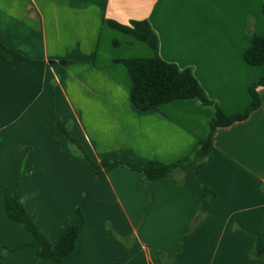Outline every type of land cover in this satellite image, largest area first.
I'll return each mask as SVG.
<instances>
[{"label": "crops", "instance_id": "obj_1", "mask_svg": "<svg viewBox=\"0 0 264 264\" xmlns=\"http://www.w3.org/2000/svg\"><path fill=\"white\" fill-rule=\"evenodd\" d=\"M264 0H0V40L21 57L0 58V185L15 191L56 242L84 217L64 264H264V85L259 105L215 129L199 168L153 180L123 166L94 171L75 155L56 122L91 157L144 165L189 156L209 134L216 105L244 112L264 63L244 59L253 33L264 36ZM146 19L158 54L191 68L206 96L140 109L119 60L150 47L108 25ZM213 195L199 199L197 179ZM32 241L8 218L0 191V246ZM0 264H53L34 246L0 253Z\"/></svg>", "mask_w": 264, "mask_h": 264}, {"label": "trees", "instance_id": "obj_2", "mask_svg": "<svg viewBox=\"0 0 264 264\" xmlns=\"http://www.w3.org/2000/svg\"><path fill=\"white\" fill-rule=\"evenodd\" d=\"M264 14V4L262 7ZM109 26L130 34L136 39L145 42L151 49L149 57L122 58L119 61L127 69L131 81L130 99L134 106L140 109L156 108L161 104L176 99L196 98L204 104H212L202 86L194 76L191 68H180L173 62L164 60L158 54V37L148 20H130L123 24L114 20H107ZM21 57L16 51L7 47L0 40V58L4 60ZM244 59L250 65L264 63V36L253 33L250 43L244 52ZM264 85V76L259 77L250 84V104L247 109L239 114L227 115L218 105L214 116L209 122V134L201 140L189 156L171 163L149 161L144 165L123 163L113 159L94 160L87 149L79 141L70 135L68 127L61 121H57L58 128L65 135L72 152L84 157L94 171H101L113 166H123L136 169L144 173L146 180H153L168 176L175 170L184 172L192 166L199 169L209 158L212 151V135L216 128L228 125L236 120L244 119L250 111L259 105V97L256 91L258 86ZM199 199H205L213 195V191L199 178L197 179ZM0 191L4 195V207L9 219L21 223L32 235V241L16 248L0 246V253L14 251L24 246H34L37 256L41 259H50L53 264H64V259L69 256L76 247L77 238L84 227V217L76 207V219L66 228L58 241L52 242L41 230L39 225L30 216L23 202L15 191L0 185ZM248 257L264 262V247L259 239H256L248 249Z\"/></svg>", "mask_w": 264, "mask_h": 264}, {"label": "rangeland", "instance_id": "obj_3", "mask_svg": "<svg viewBox=\"0 0 264 264\" xmlns=\"http://www.w3.org/2000/svg\"><path fill=\"white\" fill-rule=\"evenodd\" d=\"M80 143V142H79ZM76 155V154H75ZM84 158V157H83ZM85 159V158H84ZM86 160V159H85ZM87 161V160H86ZM88 162V161H87ZM89 164V163H88ZM90 166V165H89ZM90 168H91V166H90ZM92 169V168H91ZM93 170V169H92Z\"/></svg>", "mask_w": 264, "mask_h": 264}]
</instances>
